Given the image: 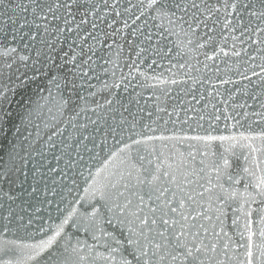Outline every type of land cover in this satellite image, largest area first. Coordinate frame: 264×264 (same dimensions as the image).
Wrapping results in <instances>:
<instances>
[{
    "label": "snow or ice",
    "instance_id": "snow-or-ice-1",
    "mask_svg": "<svg viewBox=\"0 0 264 264\" xmlns=\"http://www.w3.org/2000/svg\"><path fill=\"white\" fill-rule=\"evenodd\" d=\"M0 264H264V0H0Z\"/></svg>",
    "mask_w": 264,
    "mask_h": 264
}]
</instances>
